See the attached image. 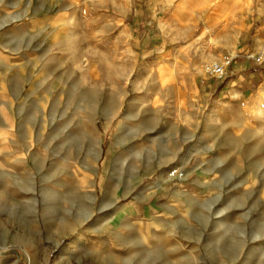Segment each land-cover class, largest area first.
<instances>
[{"label":"rangeland","instance_id":"374dc122","mask_svg":"<svg viewBox=\"0 0 264 264\" xmlns=\"http://www.w3.org/2000/svg\"><path fill=\"white\" fill-rule=\"evenodd\" d=\"M135 21L149 22L141 0H0V264H116L101 248L106 209L138 198L219 125L210 153L191 160L206 174L187 264H264V71L237 84L243 94L186 96L241 73L233 61L222 80L203 72L234 54L206 49L191 84L171 80L157 68L165 54L136 45ZM259 25L252 70L264 69Z\"/></svg>","mask_w":264,"mask_h":264},{"label":"crops","instance_id":"0c3cea01","mask_svg":"<svg viewBox=\"0 0 264 264\" xmlns=\"http://www.w3.org/2000/svg\"><path fill=\"white\" fill-rule=\"evenodd\" d=\"M141 1L149 22L140 29L135 21L129 31L138 47L154 45L159 53L165 54L160 64L157 61V68L168 79H183L191 84L201 64L212 57V52H206V49H218L219 53L227 49L234 54L233 70L236 64L241 73L232 75L220 88H211L212 83L201 89L196 83L195 89L185 88L186 96L193 95L198 100L203 91L206 97H223L230 90L236 95L243 94L246 88L238 90L237 84L247 78L249 84L260 74L259 70L264 71L249 69L253 38L264 17L263 7L254 8L255 0ZM150 24L154 25L153 29ZM168 49H173L171 54L167 53ZM191 106L198 111L203 103L194 101ZM220 126L215 135L204 132L196 136L198 146L193 148L186 162L182 160L166 168L168 171L170 167H180L184 171L182 178H169L162 174L148 184L138 198L116 202L106 209L112 231L102 235L101 248L108 257L116 260V264H183L184 260L187 264L190 251L195 252L198 246L189 232L192 224L189 213L196 210L194 200L205 188L203 174H206L191 160L195 153L200 154L199 158L201 154L210 153V146L220 137ZM52 189L48 186L46 200L51 197ZM46 200L42 212L45 218L50 219L53 211ZM65 228L64 224H47L50 232L63 233Z\"/></svg>","mask_w":264,"mask_h":264},{"label":"built area","instance_id":"2783aa9c","mask_svg":"<svg viewBox=\"0 0 264 264\" xmlns=\"http://www.w3.org/2000/svg\"><path fill=\"white\" fill-rule=\"evenodd\" d=\"M231 61L232 58L228 56H225L222 62L212 60L204 65L203 72L210 79L222 80L227 74V68L231 65ZM167 176L169 178H182L184 171L180 167L173 166L168 169Z\"/></svg>","mask_w":264,"mask_h":264},{"label":"bare ground","instance_id":"6f19581e","mask_svg":"<svg viewBox=\"0 0 264 264\" xmlns=\"http://www.w3.org/2000/svg\"><path fill=\"white\" fill-rule=\"evenodd\" d=\"M1 56V55H0ZM7 63L10 62L9 60L6 61ZM160 70V68H158ZM113 219V218H112Z\"/></svg>","mask_w":264,"mask_h":264}]
</instances>
